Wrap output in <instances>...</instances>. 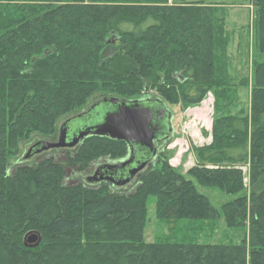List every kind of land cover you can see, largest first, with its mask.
<instances>
[{"label": "trees", "instance_id": "trees-1", "mask_svg": "<svg viewBox=\"0 0 264 264\" xmlns=\"http://www.w3.org/2000/svg\"><path fill=\"white\" fill-rule=\"evenodd\" d=\"M229 6L0 0V264H264V0H254L263 57L240 77L229 49ZM173 85L174 101L184 106L214 95L212 139L194 148L190 177L162 151L133 190L63 185L64 165L52 156L7 175L21 141L55 134L60 118L92 97L128 99L145 87ZM244 87L246 101L239 95ZM78 146L72 156L82 170L99 155L128 153L126 141L108 136L90 135ZM199 186L230 197L216 206ZM149 195L170 228L188 219L208 223L212 234L221 219L224 237L146 241ZM29 230L41 234L35 246L23 243Z\"/></svg>", "mask_w": 264, "mask_h": 264}, {"label": "rangeland", "instance_id": "rangeland-1", "mask_svg": "<svg viewBox=\"0 0 264 264\" xmlns=\"http://www.w3.org/2000/svg\"><path fill=\"white\" fill-rule=\"evenodd\" d=\"M173 1V0H170ZM176 1H196V0H176ZM205 3L223 2L229 6V15L227 18L228 26L232 31V41L229 44V49L233 55V73L240 77L242 75H249L253 65V60L262 59L263 54L258 51L257 41L255 39L254 28L256 21L254 0H200ZM111 37V41H112ZM112 51V48L109 49ZM182 77V76H181ZM184 78V77H182ZM179 87L173 85L170 88L163 89L156 86L145 87L133 95L129 96L128 99H138L144 97L159 98L163 101L165 106L171 113L172 123V135L164 141L158 143V152L162 151L169 162L183 175L190 177L187 171L190 167L196 163V152L195 147L210 143L211 136V125L214 117L213 103L214 95L209 91L205 97L195 104L184 106L181 101H174L179 98ZM240 97L246 101L249 96V89L242 88L239 91ZM101 97L94 96L89 101L92 102L95 99ZM118 98H124V96H117ZM106 107H113L110 103H102L100 108L105 109ZM73 114V113H71ZM71 114H68L71 115ZM67 116H62L57 124L56 133L50 136H35L29 141H21L19 144L18 157L11 159L10 170L7 175L13 174V168L16 165L24 163H35L39 162L44 158L52 156L54 161L62 162L64 165L62 184L73 185L81 183L84 187L90 189H96L100 186L99 182L88 181L86 176L94 171V167L102 162H112L117 158L124 157H111L109 154L99 155L93 159L88 166L82 170V165L72 156L79 147V143L69 148L56 147L43 150L35 156L24 158V153L29 147L30 143L37 139H53L56 138L59 124ZM83 122H81L82 124ZM245 168V165H241ZM13 170V171H12ZM247 170V167L245 171ZM246 173H244L245 179ZM10 176V175H9ZM247 176V175H246ZM139 178L125 185V187L133 190ZM199 189L205 193L210 201L219 206L223 201L228 199L230 195L225 192L213 188L199 186ZM155 200L154 195H149L146 204V221L143 229V237L146 241H158V240H173V239H191L196 237L199 241H212L215 242L219 237L222 236L224 228V221L221 219L215 221L214 230L210 233V227L208 223L195 222L188 219H181L176 222L172 228L167 221L157 216L155 212ZM3 217V214H0ZM199 230V231H198ZM26 233V232H25ZM24 233V235H25ZM23 235V236H24Z\"/></svg>", "mask_w": 264, "mask_h": 264}, {"label": "water", "instance_id": "water-1", "mask_svg": "<svg viewBox=\"0 0 264 264\" xmlns=\"http://www.w3.org/2000/svg\"><path fill=\"white\" fill-rule=\"evenodd\" d=\"M110 103L113 107L100 108L102 103ZM152 101L138 99H119L114 96H103L95 102L98 113L89 115L85 119H76L80 125L78 131L67 133L65 119L58 129L56 140L38 139L29 145L24 158L32 152H40L54 147H72L90 135L108 136L126 141L130 155L124 159L103 163L96 170L87 175L86 180H111L115 185L129 183L135 174L140 173L155 159V139L167 137L172 132L170 112L162 101L157 105ZM114 169H122L117 175ZM111 170L105 174L104 171ZM41 234L37 230H29L23 236V243L35 246L39 243Z\"/></svg>", "mask_w": 264, "mask_h": 264}, {"label": "flooded vegetation", "instance_id": "flooded-vegetation-1", "mask_svg": "<svg viewBox=\"0 0 264 264\" xmlns=\"http://www.w3.org/2000/svg\"><path fill=\"white\" fill-rule=\"evenodd\" d=\"M99 99H101V98H98V99H95V100H93L92 102H90L85 108H83L82 110H80V111H78V112H76V113H74V114H71V115H69V116H67V117H65L62 121H61V123L65 120V119H67V118H70L68 121H67V123H66V126H67V133H73V132H76V131H78V129L80 128V125L81 124H79V122H77L76 121V119H78V118H82V119H85L86 117H88L89 115H94L95 113H98V110H97V105H95V102L96 101H98ZM138 100H140V101H146V100H149V101H152L151 103H153V104H155V105H157V101H162V100H160L159 98H152V97H144V98H138ZM163 102V101H162ZM167 108V107H166ZM168 109V108H167ZM168 111H169V109H168ZM170 112V111H169ZM170 116H171V113H170ZM78 117V118H77ZM61 123L59 124V126L61 125ZM59 129V128H58ZM57 135H58V132H57ZM171 135H172V132L171 133H169V135L167 136V137H163V138H161V139H155V149H156V152H158V143H160V142H164V141H166V140H168L170 137H171ZM57 139V136H56V138H53V139H51V140H56ZM38 140V139H37ZM50 140V139H49ZM33 143V142H32ZM32 143H30V144H32ZM54 148H56V147H54ZM65 148H69V147H65ZM42 151H40V152H32V154H31V157L32 156H35V155H37L38 153H41ZM131 153H130V151L128 150V153H127V155H125L124 157H122V158H120V159H124V158H126V157H128L129 155H130ZM117 160V159H116ZM115 161V160H114ZM113 162V161H112ZM103 163H108V162H102V163H100V164H97L95 167H94V171L96 170V168L99 166V165H101V164H103ZM122 169H114V170H112V171H114V174L115 175H117L118 173L120 174V173H122V172H120ZM93 171V172H94ZM111 170H108V171H104V173L105 174H107V173H109ZM143 171V170H142ZM141 171V172H142ZM92 172V173H93ZM140 172V173H141ZM92 173H90V174H92ZM140 173H138V174H135L134 175V177L132 178V180L129 182V183H127V184H130L132 181H134L135 180V178H137L139 175H140ZM87 177V176H86ZM94 182H99V183H109L111 186H125V185H127V184H125V185H115V184H113L112 183V181L111 180H107V179H101V180H98V181H94Z\"/></svg>", "mask_w": 264, "mask_h": 264}, {"label": "crops", "instance_id": "crops-1", "mask_svg": "<svg viewBox=\"0 0 264 264\" xmlns=\"http://www.w3.org/2000/svg\"><path fill=\"white\" fill-rule=\"evenodd\" d=\"M245 166L247 167V165H245ZM246 167L242 168V169H243V172L246 173V175H247V176L245 175V184L248 186V167H247V170L245 171Z\"/></svg>", "mask_w": 264, "mask_h": 264}]
</instances>
